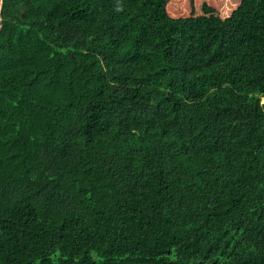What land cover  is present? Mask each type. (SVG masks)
I'll return each mask as SVG.
<instances>
[{
  "label": "trees",
  "instance_id": "16d2710c",
  "mask_svg": "<svg viewBox=\"0 0 264 264\" xmlns=\"http://www.w3.org/2000/svg\"><path fill=\"white\" fill-rule=\"evenodd\" d=\"M222 25L124 0H0V264H264V231L217 240L214 227L243 204L226 190L219 155L176 143L154 157L156 131L130 126L131 186L94 161L111 127L107 82L134 87L131 102L156 85L177 116L186 83L202 76L184 62ZM258 64L264 97V50ZM253 116L260 124L258 104Z\"/></svg>",
  "mask_w": 264,
  "mask_h": 264
},
{
  "label": "rangeland",
  "instance_id": "374dc122",
  "mask_svg": "<svg viewBox=\"0 0 264 264\" xmlns=\"http://www.w3.org/2000/svg\"><path fill=\"white\" fill-rule=\"evenodd\" d=\"M124 1L137 12L161 7L172 18L205 15L222 19L223 25L212 35L209 49L184 62L188 74L202 72V76L186 83L188 100H183V109L177 116L168 113L163 98L166 90L156 85L138 87L145 98L131 102L134 87L107 82L111 127L98 143L95 163L110 172L116 182L124 181L131 186L128 173L134 154L127 139L130 126L156 131L158 142L154 145L161 149H156L154 157L158 151L165 153L176 143L186 145L191 154H217L221 158L220 171L226 190L232 185L234 196L243 199L226 223L214 227L217 240L223 243L230 238L237 240V235L260 236L264 231V97L260 96L258 81V55L264 50V13L260 1ZM217 65L223 67L219 69ZM256 104L263 111L257 125L253 116ZM259 143L261 147L255 154L253 146ZM180 152L176 153L177 162L182 157ZM204 189L216 197L211 186L204 185ZM202 211L191 214L192 223L200 224L206 218V212ZM259 218L262 229L249 231ZM237 244L241 253L249 252L246 244ZM214 249L220 248L214 245Z\"/></svg>",
  "mask_w": 264,
  "mask_h": 264
}]
</instances>
